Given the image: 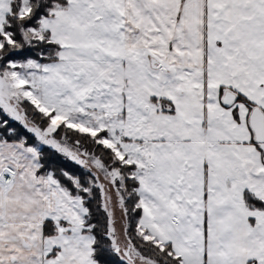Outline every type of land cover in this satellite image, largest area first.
I'll return each mask as SVG.
<instances>
[{
	"label": "snow or ice",
	"instance_id": "6c2138e0",
	"mask_svg": "<svg viewBox=\"0 0 264 264\" xmlns=\"http://www.w3.org/2000/svg\"><path fill=\"white\" fill-rule=\"evenodd\" d=\"M0 264H264V0H0Z\"/></svg>",
	"mask_w": 264,
	"mask_h": 264
}]
</instances>
